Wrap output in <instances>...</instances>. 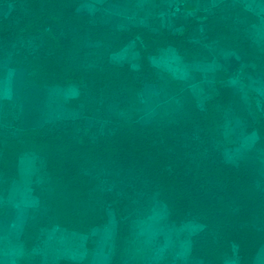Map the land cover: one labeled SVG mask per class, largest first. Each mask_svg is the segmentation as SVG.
Listing matches in <instances>:
<instances>
[{
	"label": "rangeland",
	"instance_id": "374dc122",
	"mask_svg": "<svg viewBox=\"0 0 264 264\" xmlns=\"http://www.w3.org/2000/svg\"><path fill=\"white\" fill-rule=\"evenodd\" d=\"M79 1L78 15L98 16L116 36L126 35L117 50L109 52L97 39L84 46L99 48L85 54L109 52L111 62L129 64L136 72L145 68L152 79L144 82L130 105L121 107L99 96L101 91L85 89L82 81L25 86V69L13 66L12 56L0 59V145L20 129L48 130L61 120L84 119V127L112 119L146 123L157 113L177 111L188 101L187 94L207 112L205 104L215 99L218 87L228 86L239 101L205 113L216 122L213 152L236 163L255 151L264 171V146L255 147L264 120V0ZM6 4L0 3V18L9 16L12 6ZM168 34H185L187 43L161 40ZM16 44L29 52H44V43L33 38H17L13 47ZM20 144L11 162L0 159V264H109L115 248V211L108 210L106 223L89 228L60 223L58 217L51 226H38L48 215L46 200L51 195L46 156L30 142ZM142 209L130 221L123 264H199L189 258L201 224L170 222L167 206L154 198ZM26 226L31 229L26 234L30 247L23 238ZM223 264L241 263L233 253ZM253 264H264V245Z\"/></svg>",
	"mask_w": 264,
	"mask_h": 264
},
{
	"label": "trees",
	"instance_id": "16d2710c",
	"mask_svg": "<svg viewBox=\"0 0 264 264\" xmlns=\"http://www.w3.org/2000/svg\"><path fill=\"white\" fill-rule=\"evenodd\" d=\"M0 3L12 6L9 16L0 18V59L12 56V65L25 69L23 85L82 81L85 89L101 91L99 96L124 107L152 79L145 68L136 72L129 64L111 62L108 53L125 42V32L116 36L98 16L78 15L79 0ZM185 36L168 34L161 40L186 44ZM17 38L43 42L44 52L13 47ZM97 39L109 52L104 54L105 48L100 47L104 55H86L99 47L84 45ZM186 98L177 111L157 113L146 123L138 118L112 119L84 127V119H75L57 121L48 130L20 129L16 137L3 139L1 162L16 158L21 141L45 153L51 195L40 227L51 226L56 217L60 223L84 228L102 225L113 209L115 248L109 264H123L130 221L152 198L167 206L170 222L195 221L203 226L192 241L189 259L193 262L223 264L226 256L236 253L241 264H253L264 245L262 164L255 151L236 163L217 158L213 152L216 122L205 114L214 113L216 105L229 107L239 98L230 87H218L215 99L205 104L207 112L189 94ZM259 124L264 127V120ZM260 127L256 148L264 146ZM24 229L27 239L31 229ZM25 244L30 247V240Z\"/></svg>",
	"mask_w": 264,
	"mask_h": 264
},
{
	"label": "crops",
	"instance_id": "0c3cea01",
	"mask_svg": "<svg viewBox=\"0 0 264 264\" xmlns=\"http://www.w3.org/2000/svg\"><path fill=\"white\" fill-rule=\"evenodd\" d=\"M253 13V12H252ZM253 15H255V14H253Z\"/></svg>",
	"mask_w": 264,
	"mask_h": 264
}]
</instances>
